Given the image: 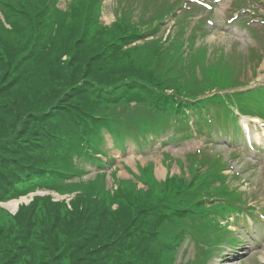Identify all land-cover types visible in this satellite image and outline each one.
<instances>
[{
	"label": "trees",
	"instance_id": "16d2710c",
	"mask_svg": "<svg viewBox=\"0 0 264 264\" xmlns=\"http://www.w3.org/2000/svg\"><path fill=\"white\" fill-rule=\"evenodd\" d=\"M58 2L0 0V201L56 183L79 192L70 208L50 195H35L13 214L0 207V264H209L221 244L237 243L227 236V216L254 219L261 207L223 184L219 167L199 171L195 162L207 158L193 153L188 175L158 180L149 162L134 176L145 189L119 178L109 188L100 170L114 161L106 134L122 151L129 139L142 148L162 136L234 137L241 117L264 118V84L228 92L247 83L223 55L212 64L217 74H208L207 47L184 48L203 26L176 14L183 0L155 2L159 23L178 24L164 40L144 26L159 19L155 11L142 20L125 11L105 26L97 19L102 0ZM250 53L252 62L261 58ZM81 162L95 164L98 177L72 181L86 173ZM187 238L197 253L177 262Z\"/></svg>",
	"mask_w": 264,
	"mask_h": 264
},
{
	"label": "rangeland",
	"instance_id": "374dc122",
	"mask_svg": "<svg viewBox=\"0 0 264 264\" xmlns=\"http://www.w3.org/2000/svg\"><path fill=\"white\" fill-rule=\"evenodd\" d=\"M66 1L59 0L58 5L63 8ZM156 1L158 0H149V7L145 8L144 4L148 3V0L138 2L136 0H102L97 19L107 26L115 20L117 14L125 11L130 12L133 20L151 19L155 15ZM195 1L184 2L183 0L182 8L176 11V14L181 17L186 12L189 13L187 17L189 27L193 26L196 21L203 26V34L194 40H189L191 48L184 44L186 51L207 47L211 53L207 56L210 64L206 71L209 75L216 73L212 64L219 62L222 55L229 64H233L236 76L246 82L247 86L231 88L228 92L240 88L253 89L264 84V0H247L243 11H238V4L243 8L242 0H200V3H204L206 7L211 6V10L203 11H201L202 6ZM156 13L159 19L153 20L154 23H145L144 26L155 29L157 37L164 40L167 36L174 34L178 24L174 17L166 18L159 23L163 13ZM252 49L261 54L259 61L252 62L248 58L249 55L251 56ZM137 53L140 52L137 50ZM209 68L214 70H209ZM196 71L201 74V66H196ZM204 77L209 78L207 74H204ZM239 121L247 133L244 131L234 137L222 132H212L211 135L194 134L188 138L171 142H163L166 136H162L153 141L151 145L142 148L137 147L135 142L129 139L125 151L113 147L110 135L106 134V153L114 161L109 162L106 168L100 169L106 172L105 184L109 188H114V179L119 178L133 180L136 182L137 187L134 185L136 188L145 189L146 185L136 180L134 176L140 173L141 167L145 168L149 165V162H153L155 177L163 180L168 173L184 171L187 175L189 174L188 159H186L188 154L205 156L207 160L202 165L198 161L195 162L199 171L204 172L208 168L219 167L218 169H221L220 172L225 177L223 184L230 190L243 192L244 198H247L251 205L261 207L259 213L254 214L255 220L241 217L235 220L234 214L227 216L224 225L228 231H231V234L229 232L227 236H235L237 243L232 242L231 244L227 241L223 243L209 264H264V120L258 121L243 117ZM166 153H169L168 160ZM173 158H178L179 162ZM102 159L107 160L106 157ZM81 165L86 173L79 178L71 179L72 181H88L98 177L99 168L96 165L89 162H81ZM115 169L116 172L112 174ZM215 184L220 183L215 182ZM78 192L79 189L70 184L56 183L47 187L40 186L20 197L10 198L6 202L15 200L20 201L21 204H28L35 195H50L53 201L64 200L70 208L69 200ZM6 202L0 201V207L12 214L18 210L12 211L7 208L4 206ZM194 253H197L195 241L187 238L177 253L176 261L187 262L193 258Z\"/></svg>",
	"mask_w": 264,
	"mask_h": 264
},
{
	"label": "bare ground",
	"instance_id": "6f19581e",
	"mask_svg": "<svg viewBox=\"0 0 264 264\" xmlns=\"http://www.w3.org/2000/svg\"><path fill=\"white\" fill-rule=\"evenodd\" d=\"M243 118V117H242ZM248 118V117H247ZM254 120H258V121H260L258 118H253ZM245 133H247L246 131H245ZM19 204H20V201H15V200H13V201H8V202H6L5 204H4V206H6L7 208H9V209H11L12 211H15L16 210V208L17 207H19ZM18 209V208H17ZM241 218H244V219H247V218H249V217H247V216H244V217H241ZM251 219V218H250Z\"/></svg>",
	"mask_w": 264,
	"mask_h": 264
},
{
	"label": "water",
	"instance_id": "95a60500",
	"mask_svg": "<svg viewBox=\"0 0 264 264\" xmlns=\"http://www.w3.org/2000/svg\"><path fill=\"white\" fill-rule=\"evenodd\" d=\"M17 208H18V207H17ZM17 208H16V210H17ZM16 210H15V211H16ZM133 230H134V229H131V231H133Z\"/></svg>",
	"mask_w": 264,
	"mask_h": 264
}]
</instances>
